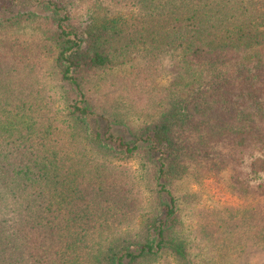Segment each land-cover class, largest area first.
Masks as SVG:
<instances>
[{
	"label": "trees",
	"instance_id": "obj_1",
	"mask_svg": "<svg viewBox=\"0 0 264 264\" xmlns=\"http://www.w3.org/2000/svg\"><path fill=\"white\" fill-rule=\"evenodd\" d=\"M248 241L264 0H0V264H226Z\"/></svg>",
	"mask_w": 264,
	"mask_h": 264
},
{
	"label": "rangeland",
	"instance_id": "obj_2",
	"mask_svg": "<svg viewBox=\"0 0 264 264\" xmlns=\"http://www.w3.org/2000/svg\"><path fill=\"white\" fill-rule=\"evenodd\" d=\"M181 72V67L174 57H165L162 60L160 67V74L164 81H175L179 79V73ZM208 194L206 195V199H208V203L216 206L220 213L222 212L224 215L228 216L225 211H223L224 205L227 202L233 201V198L224 195L219 192L214 184L208 183L205 185ZM247 246L245 251H241V248L238 247L232 252H229L227 256L224 257V262L226 264H264V244H257L251 241L247 242Z\"/></svg>",
	"mask_w": 264,
	"mask_h": 264
}]
</instances>
